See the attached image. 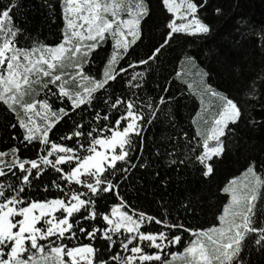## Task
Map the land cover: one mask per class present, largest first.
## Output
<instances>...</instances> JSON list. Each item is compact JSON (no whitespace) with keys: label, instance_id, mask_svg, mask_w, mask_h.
I'll return each mask as SVG.
<instances>
[{"label":"snow or ice","instance_id":"snow-or-ice-1","mask_svg":"<svg viewBox=\"0 0 264 264\" xmlns=\"http://www.w3.org/2000/svg\"><path fill=\"white\" fill-rule=\"evenodd\" d=\"M210 3L159 0L163 19L150 23L152 0H40L45 19L55 23L59 8L63 22L49 44L20 22L25 0H0V104L14 117L8 127L16 142L0 150V264H252L251 254L264 255V148L217 193L165 198L182 173L213 179L241 123L264 127L252 115L257 106L264 109V27L242 19L232 38L234 55L224 61L230 75L244 80L252 66L235 96L183 52L195 72L177 77L194 75L200 85L194 134L178 119L190 95L171 91L167 77L155 79L181 38L211 34ZM211 11L221 16L225 9L216 4ZM252 32L250 50L245 39ZM145 40L147 51L139 54ZM66 117L71 129L50 137ZM157 125L159 141L148 137ZM29 146L35 158L21 155ZM136 170L151 175L152 195L160 193L158 215L133 207L122 191ZM41 190L56 195L38 198ZM107 195L116 202L101 210L98 201ZM206 209H214L210 226L199 223Z\"/></svg>","mask_w":264,"mask_h":264},{"label":"trees","instance_id":"trees-1","mask_svg":"<svg viewBox=\"0 0 264 264\" xmlns=\"http://www.w3.org/2000/svg\"><path fill=\"white\" fill-rule=\"evenodd\" d=\"M152 4L156 13L153 20L150 23H158L163 19L159 11V0H152ZM221 4L225 12L221 16H215L211 9L213 5ZM20 22L27 28L28 32L33 36L39 35L41 40L47 41L49 44L57 42L60 36V29L62 27V20L59 16V8H57V16L55 23L49 19H45L47 12L40 7V0H25V7L21 10ZM206 18L212 23V32L210 35L204 38L196 39L194 37L181 38L177 44L173 45V51L170 52L164 60L163 66L157 71L155 79L162 80L167 77L169 81L173 83L171 91L175 92L178 88L185 91V95L190 98L184 101V106L178 113V119L183 124L184 128L189 130L192 134L195 132V126L191 125L190 119L195 116L196 111L199 110V97L196 95V89L200 87L198 79L194 75H182L181 78L177 77V73H188L189 71L195 72L194 68H190L184 62L183 52H187L190 56L194 57L195 62L201 67L211 70V79L214 83L219 84L226 88L231 95H238L243 84L248 80L252 74V66H249V71L246 73L244 80L237 81L229 73L227 65L224 63L225 59L234 55V45L232 38L237 35V29L241 24V20H245L249 25L254 28L264 27V0H211L209 5V11L205 14ZM162 31L161 28H157L154 31V35L159 39V34ZM261 41H264V36L260 37ZM256 34L254 32L249 33L245 39L246 46L252 50L255 48ZM155 41H153L154 43ZM110 43L106 45V48H110ZM149 42L145 40L144 47H141L138 52L143 54L147 51ZM103 55V54H102ZM99 64V61H97ZM193 85L192 90L188 89V84ZM259 81L257 84L259 85ZM119 87V85H117ZM155 89V84L151 85L150 91ZM42 96V94H41ZM206 101L210 98L205 97ZM252 115L257 119H264V109L257 106L252 110ZM79 119V117H75ZM14 122V117L6 111L5 106L0 104V150H4L16 143L11 139V135L14 130L8 127L9 123ZM72 127V120L65 118L62 120L53 132L50 133V137L58 138L60 135L66 134ZM166 127V126H165ZM163 134V127L157 125L155 128L149 130V139L155 137L159 141ZM70 143V142H69ZM151 144L145 150V156H149V149ZM264 148V127H253L245 123H241L235 132V136L230 145V152L224 163L219 164L217 167L216 175L213 179L207 183L202 182V178L198 173L183 174L182 179L178 184L172 183L165 198L170 202H178L183 198L186 193L191 194H204L205 197L209 192L217 193V189L222 187L226 183L227 179L234 175H239L243 170L242 166L247 157L250 155L258 154L259 150ZM22 156L29 158H35L36 149L29 146L28 149H23ZM151 159V157L149 156ZM161 166L159 169L161 175L164 174V167L161 161H157ZM151 171V170H149ZM55 173L50 172L49 176H45V181ZM143 181L144 183H136V179ZM151 175L145 173L144 170H136L134 173V180L132 183L123 188L122 191L126 193V198L133 207L145 210L149 213L159 214V206L155 203V200L159 197L160 193L156 192L152 195L151 188ZM147 188L148 194L145 191L137 189ZM35 191V190H34ZM38 198H44L45 196H55V190H51L48 193H44L42 190L35 192ZM221 200L224 194L219 193ZM115 197L107 195L105 199L98 201V208L101 210H108L111 203H114ZM209 203L215 204L217 201L211 199ZM214 209H206L199 218V223L204 226H210L214 222ZM99 222V221H98ZM218 223V221H215ZM159 226L152 225L151 228L155 230ZM88 242V241H83ZM96 246H102L101 241L95 242ZM174 248L172 250H178ZM252 264H264V255L260 253H253L249 257Z\"/></svg>","mask_w":264,"mask_h":264},{"label":"rangeland","instance_id":"rangeland-1","mask_svg":"<svg viewBox=\"0 0 264 264\" xmlns=\"http://www.w3.org/2000/svg\"><path fill=\"white\" fill-rule=\"evenodd\" d=\"M195 71V70H194Z\"/></svg>","mask_w":264,"mask_h":264}]
</instances>
